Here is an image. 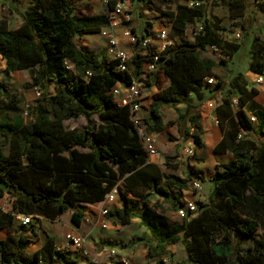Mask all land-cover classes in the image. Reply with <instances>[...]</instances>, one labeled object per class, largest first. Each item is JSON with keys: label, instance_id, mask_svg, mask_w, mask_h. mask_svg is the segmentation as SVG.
Masks as SVG:
<instances>
[{"label": "trees", "instance_id": "obj_1", "mask_svg": "<svg viewBox=\"0 0 264 264\" xmlns=\"http://www.w3.org/2000/svg\"><path fill=\"white\" fill-rule=\"evenodd\" d=\"M138 1L147 9L173 5V10L166 8L163 13L174 33H182L196 22L201 27L190 41L167 47L158 54V71L148 85L157 88L162 79L169 85L152 97L144 124L154 133L174 126L175 121L161 124V105H185L178 121L188 125L186 134H192L194 145L202 147L200 113L198 107L187 102L190 95L203 99L204 90L210 88L204 79L214 76V62L201 54L215 46L230 58L240 47L227 45L229 53L223 50L226 46L217 34L219 22L207 16L201 5L204 0H193L201 3L194 8L178 0ZM220 1L245 11L242 0ZM256 6L264 13V0ZM107 26L106 16L78 15L72 0H35L22 14L17 28L9 29L0 22V59L4 61L5 81L0 83V197L9 195L18 212L32 216L28 227L35 236L40 219L54 221L69 209H73L70 222L78 228L83 219L80 204L99 203L118 185L122 196L129 194L132 198H124L123 207L110 210L108 215L124 226L141 204L138 220L148 233V255L161 258L167 247L180 243L191 264H233L231 257L235 264H264V240L253 238L258 222L237 213L242 207L254 211L264 208V181L259 172L264 162V140L259 146L242 135L253 132L264 139V108L248 102L257 90H247L237 77L232 79L231 85L240 96L237 106L231 98L223 97L215 107L223 137L213 150L228 152L232 159L222 165V172L212 180L208 202L198 203L196 212L181 221H170L152 210L150 197H173L172 208H179L183 204L177 201L185 183L149 163L128 109L118 107L107 94L116 83H127L129 75L117 70V61L98 60L75 45L76 38L97 35ZM149 55H155L153 48ZM138 59L137 55L133 58L136 66L140 65ZM66 61L72 70L66 68ZM16 71L29 73L32 84L24 87L40 86L45 91L53 87V94L40 92L27 122L16 110L8 113L2 105L6 101L15 109L21 103L6 84ZM219 87L217 83L216 89ZM77 117L86 122L82 131L64 128V121ZM13 224L14 218L0 211V232L4 233L0 239V264H75L68 253L55 251L50 237L40 249L27 254L25 249L31 242ZM248 238L252 242L242 261L238 248ZM156 264H162V260Z\"/></svg>", "mask_w": 264, "mask_h": 264}, {"label": "rangeland", "instance_id": "obj_2", "mask_svg": "<svg viewBox=\"0 0 264 264\" xmlns=\"http://www.w3.org/2000/svg\"><path fill=\"white\" fill-rule=\"evenodd\" d=\"M74 4L75 11L78 15L83 16H110V8L105 6L100 0H72ZM244 5L246 6L245 11L239 8L231 7L228 2H221L220 0H204L202 2V7L205 10L207 16L209 18L215 17L218 22L220 29L217 31L218 37L221 40L223 46H226V49H223L225 52L228 50L229 46L238 45L240 50L237 52V55L234 57L226 58L221 55L218 51L207 50L206 52L201 54V57L207 60H210L215 63L214 76L216 77L217 83L219 84V89L217 88V83L211 87V89H205L204 92L216 93V97L222 99L223 97L231 98L236 101L238 96L237 89L232 87L231 82L234 77H237L240 81L239 84L241 86H247L251 88L253 85V75L254 73H260L259 67L261 62H264V13H262L259 8L255 4V0H242ZM35 0H0V22L3 21L6 23L9 29L16 28L21 22L22 14L34 3ZM178 2H182L183 0H178ZM125 6H127L128 10H131L132 14V23H133V31L137 33L139 36L148 35L151 39H155V31L160 27H165L167 29L170 28V24L168 23V17L163 13V10L166 8H173V5L170 3H166L165 5H154L152 9H147L144 7L143 3L138 0H125ZM143 10L146 13L143 14ZM134 13V16H133ZM156 13V14H154ZM198 25V22L194 26ZM152 26H154V32L151 33ZM157 26V27H156ZM121 27V26H120ZM193 27V26H189ZM120 29L114 28L112 34L120 39ZM239 30L241 32V39L239 41H235L233 39V32ZM105 31V28L101 30V32L97 35H90L87 38H83L81 41L77 40L76 45L83 50H86L90 54H92L98 60H106L107 56L105 54L104 48V37L102 33ZM168 38L171 42V46L179 44L183 41H190L192 37L190 33H174L170 30L168 34ZM121 46L127 52L129 56V70L132 72L133 68L136 65L133 63V58L136 55L135 49L127 45L124 41H120ZM153 42V41H152ZM170 46V47H171ZM108 60V59H107ZM140 62L141 60L138 59ZM224 61L225 63H222ZM2 71L0 72V82L3 83L4 77L2 75ZM6 83L8 84L10 90L15 93L20 99L21 103L15 109H12L10 105L6 101H3V106L5 107L8 113H11L12 110H16V112L22 113L24 112L25 106H29L31 108L30 113L35 107L38 99L35 97V91L38 90L42 93L53 94V87L50 86L45 91L40 86H30L24 87L25 84H32V79L27 71L18 72L16 75L12 74L10 80ZM164 81H162L157 85V88L153 89L152 85H148V81L142 82L140 92L142 98L150 99L149 96L153 97L154 94L162 89ZM154 90V92L152 91ZM208 102L212 101L210 99ZM213 102V101H212ZM150 103V102H149ZM214 103V102H213ZM181 108V107H179ZM174 108L169 105H161L159 109L160 119L166 125L169 122H174L179 111L181 109ZM201 111V109H199ZM147 110H143L142 114L146 117ZM30 116L25 118V121H29ZM67 127L72 129L82 130L85 126L86 122L82 117H78L75 119H71L64 123ZM188 126V125H187ZM187 128V127H185ZM156 132L155 134H157ZM160 136L165 137V142H170V140H174L177 137L175 126L164 127L162 132L159 134ZM242 135H247L248 138L252 139L257 145L262 142L261 136H257L253 132H246ZM175 136V137H173ZM185 154H189V150L186 151V147L183 148ZM186 159H192L191 156H186ZM222 165L217 166L211 174L208 176L201 177V190L195 191L192 188V182L190 183L191 190L194 194H204L208 193L212 188V180L217 179L218 175L222 172ZM186 168H184V171ZM260 180L264 181V162L260 166ZM118 195H121L119 193ZM122 196V195H121ZM208 202V194L205 195V199L202 202H196V206L198 203H207ZM117 206H114L112 210L119 209L123 201L121 198L116 202ZM113 203V205H114ZM119 206V207H118ZM150 207L157 214H160L166 217L170 221H181L176 213L175 209L172 208L170 203L166 200H162L158 197H150ZM140 208L137 207L134 209L133 214L134 217L130 220V224L128 226H121L117 220L108 215V220L110 222L109 229H101L97 226L96 213L98 207H94V209L88 210V215L85 216L83 223L92 229L91 237H96L93 239V243L89 245V253L91 258L96 260L99 264H105L107 261L115 262H123L126 261L127 264H156V262L161 259H168L169 264H176L179 262H185L186 264H191L185 252V249L182 244H176L173 247H167L164 254L161 258H158L156 255L152 257L150 254L148 255L146 245L148 233L146 230L141 227L138 215L140 213ZM94 214H93V213ZM92 213V214H91ZM237 213L240 217H249L253 220H256L259 224L258 231L253 235V238L264 240V208L261 210H252L246 208H240L237 210ZM43 225L42 231L46 232L49 228L50 223L47 221H41L39 226ZM54 235L56 238L64 237L68 234V222L66 220H61V222L54 223ZM23 233L29 232L28 229L21 230ZM84 229V235L86 232ZM44 234L39 232V237H32L34 245L30 246L29 251L33 252L34 248L37 246V240L44 238ZM4 237V233H0V239ZM104 241V243H103ZM251 240L244 239L243 243L239 246V257L242 261L246 260L247 248L251 245ZM62 242H58L56 247L58 248ZM105 244V245H103ZM114 249L115 255L113 257L108 258L106 252ZM58 252V251H56ZM230 262L235 264V260L233 257L230 258ZM163 264V263H162Z\"/></svg>", "mask_w": 264, "mask_h": 264}, {"label": "built area", "instance_id": "obj_3", "mask_svg": "<svg viewBox=\"0 0 264 264\" xmlns=\"http://www.w3.org/2000/svg\"><path fill=\"white\" fill-rule=\"evenodd\" d=\"M105 6L110 8V16H107L108 26L105 27V31L102 33L104 37V48L106 56L109 60H115L118 62L117 70L119 72H126L130 80L127 83H116L107 94L111 97L112 101L118 107H125L129 111V120L132 124L134 131L140 139L142 148L144 149L148 160H155L158 158L156 136L154 132H150L144 124L145 116L142 114V96L140 92L142 82L148 81L158 71V54L167 47L171 46V42L168 38V34L171 30L165 27H160L155 31V39L158 46H152L151 39L148 35L139 36L133 31L132 16L130 10L125 6V0H100ZM261 0H255V4H260ZM181 4L188 8L198 7L201 3L193 0H183ZM121 26V27H120ZM114 28L120 29V39L112 34ZM201 30L200 25L193 27H187L183 33H190L193 38ZM233 39L239 41L242 37L239 30L234 31ZM124 41L127 45L135 49L136 55L139 56L140 65L133 68L132 72L129 70V56L125 49L122 48L121 42ZM150 48H153L155 55H149ZM211 51H218L226 58L227 55L222 53L215 46L208 48ZM68 70H72L73 66L69 62L64 63ZM86 77L90 76L89 72H86ZM217 83L215 77H207L204 79V84L210 88ZM253 88H264V71L255 75L253 80ZM35 97H40V91H35ZM213 105V104H212ZM233 105L237 106V102L233 101ZM31 108L25 106L22 117L25 119L30 116ZM254 121V118L251 117ZM192 132V130H190ZM118 185L112 188L107 193L101 203L98 206L96 213L97 226L101 229H107L110 222L108 219V213L111 210L110 205L115 202L116 197L119 194ZM192 188L195 191L201 190V184L194 182ZM197 206L195 202H185L183 206L176 209L175 213L177 217L182 220L189 216V214L195 213ZM0 211L10 214L14 218V222L18 223L21 227L27 228L32 222V216L22 214L13 207V200L9 195L3 194L0 197ZM55 251L73 254L75 257V264H99L96 260L91 258L89 253V247L86 239L75 233H68L62 239V244ZM108 258L115 255V250L111 249L106 252ZM116 263V262H115ZM111 261H107L105 264H115ZM127 264L126 261L120 262ZM163 264H169L168 259L162 261Z\"/></svg>", "mask_w": 264, "mask_h": 264}, {"label": "crops", "instance_id": "obj_4", "mask_svg": "<svg viewBox=\"0 0 264 264\" xmlns=\"http://www.w3.org/2000/svg\"><path fill=\"white\" fill-rule=\"evenodd\" d=\"M173 8H171V10H173ZM130 12H131V10H130ZM142 12H143V14L146 13L145 10H143ZM154 14H156V13H154ZM131 16H132V14H131ZM133 16H134V13H133ZM20 24H21V22L19 23V25ZM154 30H155L154 26H152L151 33H153ZM87 37L88 36H85L83 38H87ZM83 38H80V39L76 38L75 41H77V40L81 41ZM152 41H153V42H151L152 46H154V47L158 46V43L156 40H152ZM103 44H104V42H103ZM75 45H76V42H75ZM76 47L78 49H80L77 45H76ZM80 50H82V49H80ZM237 52L234 55H232V57L237 55ZM3 69H4V61L2 59H0V72ZM214 69H215V63H214V67L212 69L213 74H215ZM262 71H264V62H261L260 66H259V72H262ZM18 72H23V71H16V72L11 73L9 76V80H10L12 74L16 75ZM256 74H258V73H254L253 78H252L253 80H254V77ZM213 77H215V76H213ZM168 85H169V83L167 81H164V84L162 86V90L167 88ZM7 86H8V84H7ZM152 86H153L152 87L153 89L154 88L156 89V87L154 85H152ZM251 88H253V86H251ZM209 89H211V88H209ZM246 89L249 90L250 87H248V85H247ZM256 90H257V93L254 96H252L248 102L249 103L252 102V103L258 105L259 107L264 108V88L256 89ZM152 91L154 92V90H152ZM156 93H158V91ZM216 95H217L216 93L211 92L209 94L208 93L206 94L204 92V97L201 100H197L193 95H190L187 98V102H189L192 106L198 107V112L200 113L199 139L202 143V147H197L194 145L193 138L191 137L192 134H189V135L186 134L185 127H187V124L185 126L180 125V123L178 121V117L181 116L185 111V107H186L185 105H178V106L174 107L176 109L181 107V108H179L181 110L179 111V114L177 115L176 119L175 120L173 119V121L176 122V124L174 126H175L176 133H177V137L173 136V137H175L174 140H170V142H168V143L165 142V139H164L165 137L159 135L163 129L161 131H159L157 134H155L157 151H158L159 156L155 160L150 159L149 163L155 164L160 169V171L162 173H164L166 175H173L175 177H178L180 180H182L185 183L186 188L181 191V196L179 197V199L177 201L178 203L184 204L185 202H195V203L196 202H202L203 199H205V195L207 196V194H208V197H209L211 189L209 190L208 193H204V194L202 193L200 195L194 194L191 190L190 183L191 182L192 183L199 182L201 184V180H200L201 177H204L205 175L208 176L209 174L212 173V171L215 168H217V166H219L221 164H226L227 162H229L232 159L231 154L228 152H226V153H215L213 151L215 146L221 141V139L223 137V133L219 127L217 117H216V114L214 112L215 107L218 104H220V102H221V99L217 98ZM239 96L240 95H238L237 98ZM149 97H150V99H147V97L142 98L141 103H142V109L144 111L148 110L149 102L152 99L151 96H149ZM208 99L212 100L214 103L212 101L208 102L207 101ZM232 101H234V100L232 99ZM199 109H201V111ZM143 110H142V112H143ZM69 120H71V119H69ZM69 120H67V121H69ZM160 121H161L162 125H165L164 122L162 121V119H160ZM65 122L66 121L63 122L64 128H66L68 130H73L72 128L67 127L64 124ZM83 128H82V130H83ZM75 130H77V129H75ZM82 130H77V131H82ZM179 130H180V134L178 132ZM184 147H186V151L189 150V154L184 153V150H183ZM77 150H79L80 152H87V150H85V149H77ZM186 156L193 157V160L192 159H189V160L186 159ZM184 168H186L185 171H184ZM120 198L123 201L124 198L131 199L132 196L129 194L125 195V196L118 195L116 197L115 201L117 202ZM158 198H160V197H158ZM166 201H168L171 205V203L174 202V199H173V197H171L169 199H166ZM100 203L101 202L95 203V204H80L83 207V219H82L81 225L78 228L73 226L72 223L70 222V216L72 214L73 209H69L66 213L62 214L60 217H58L54 221H48L46 219H40L39 223L36 225V228H35V232H36L35 236H32L29 232L23 233V236L26 238H29V240L31 242L27 246V248L25 249V252L30 255V254L34 253L35 251H37L38 249H40L42 247V245L44 244L47 237H50L54 240L55 246L58 242H62L63 237L56 238V236L54 235V229L52 226V225H54V223L61 222V220H66L68 222V225H69L68 233H75L77 235L84 237L86 239V241L88 243V247H89V245H91L93 243V239H95L94 241H96V237H91V232H92L93 228L89 229V227L87 225H85L83 223V221L85 219V216L88 215V210L94 209V207H98ZM202 204H204V203H202ZM123 205H124V203L121 204L119 209H121L123 207ZM114 206H117V204L114 203V205L113 204L110 205L111 210L113 208L115 209ZM149 206H150V204H149ZM137 207L142 208V205L139 204V206H137ZM137 207H135L134 209H136ZM141 208H140V211H141ZM116 210H118V209H116ZM41 221H47L48 223H50V226L46 230V232L42 231V229H44L43 225L39 226ZM129 224L124 225V227L128 226ZM13 228L16 230L26 229V228L21 227L18 223H15V222L13 224ZM109 228H110V224H109L107 229H109ZM84 229H86V231H85L86 233L84 235H82L84 233L83 232ZM39 232H42L45 236H44V238L37 240V246H36V248H34V251L31 252V251H29V248H30V246L35 244L32 240V237L38 238ZM103 243H104V241H103ZM103 245H105V244H103ZM173 246L174 245L169 246V247H173ZM68 256L70 259H75L73 254H68Z\"/></svg>", "mask_w": 264, "mask_h": 264}]
</instances>
